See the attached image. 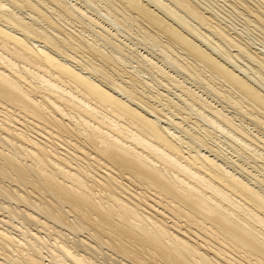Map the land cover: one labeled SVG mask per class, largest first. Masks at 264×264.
<instances>
[{
  "label": "bare ground",
  "instance_id": "1",
  "mask_svg": "<svg viewBox=\"0 0 264 264\" xmlns=\"http://www.w3.org/2000/svg\"><path fill=\"white\" fill-rule=\"evenodd\" d=\"M47 1L0 0V209H8L0 216V264H264V175L260 169L258 173L249 169L253 163L246 166L253 160L264 169L255 150L248 151L251 144L264 150V78H256L252 66L241 64L251 61L258 74L264 71V58L242 45L237 33L234 37L225 27L212 25L208 13L191 0H111L120 6L116 12L122 17L113 11L109 24L124 29L127 18L134 20L128 15L134 13L135 22L158 33L144 29L141 40L161 46L160 60L167 66L145 52L135 57L142 68L165 80L160 81L165 87H177L181 94L174 93L182 101L154 104L137 91L148 82L129 69L130 75L121 74L128 76L129 85L121 83L123 79L119 82L103 65L112 61L110 51L84 36L76 42L64 17L94 22L102 35L106 32L101 36L107 44L103 42L119 58L124 46L114 38L118 36L111 31L114 26L108 28L89 16L86 7L67 0H50L58 13L53 16L42 7ZM23 9L30 11L28 19L21 15ZM252 11L264 25L263 10ZM204 27L213 34L202 31ZM159 34L238 94L239 98L229 95L228 89L225 95L216 84H204L209 96L220 100L222 96L235 114L226 103L219 107L175 78L171 69L193 75V82L195 77L202 81L203 71L189 58V63L182 62L168 44H160ZM83 49L101 62L93 64L90 73L70 53ZM213 76L208 78L214 80ZM191 113L227 131L233 138L226 143L234 153L215 149L209 142L215 131L210 135L205 127L202 133ZM245 117L261 133L245 125ZM11 202L24 207L12 208ZM57 226L75 237H65ZM80 232L86 235L79 237Z\"/></svg>",
  "mask_w": 264,
  "mask_h": 264
},
{
  "label": "rangeland",
  "instance_id": "2",
  "mask_svg": "<svg viewBox=\"0 0 264 264\" xmlns=\"http://www.w3.org/2000/svg\"><path fill=\"white\" fill-rule=\"evenodd\" d=\"M47 1V0H46ZM68 2H70V3H73V4H76L77 6H79L81 9H83V7L85 8V9H83L89 16H91L92 18H96V20L97 21H99L100 23H103L105 26H109L108 28H113V26H114V28L113 29H111V31L112 32H114V33H117L118 34V36H116V37H114L115 39H117V41H120L121 43H122V45L124 46V50H123V54L121 55V57H117V54L115 53V52H113V51H111V49L109 48V46L108 45H105V40H103V35H105L106 34V32H104V34L102 35V31H100V29L97 27L96 28V25L94 24V22L93 23H91V22H89L87 19H85V21H84V19H76V20H74L75 18H66V17H64L63 19H64V23H65V26L66 27H68V31L70 32V30H72L70 33H72V35H74V38H76V42H77V40L79 39V41H81V38L83 39V36H84V38H87V39H85V40H88V41H93V43L95 44V46H97L98 45V47L100 48L101 47V49H104V51L106 50V51H110V53L108 52V54H110V59L113 61H110L109 62V64L108 63H106V64H103L104 65V67H105V71H107L108 73H109V71L111 72V73H115L113 76H115V78L117 79V80H121V79H123V80H121V83L123 82V83H125L126 81V83L125 84H128L129 85V82H128V80H129V78H128V76H121V74L122 75H128L129 74V72L130 73H132V75H134L135 74V76L137 75V77H140V79H142L141 81H144V82H148L150 85L149 86H145V85H143V86H141V85H139L137 88V91L138 92H141V93H143L144 94V98L145 99H149L150 101L149 102H151V103H154V104H158V103H160L161 101V103H166V101H168V100H172V101H177V102H179V101H182V99H180V97L178 96V94H181V92L179 93V89L177 88V87H175V86H173V87H171L170 85H166V87L164 86L165 84H161V82L162 83H165L166 81L165 80H163V79H161V78H159V77H156L155 76V73L154 72H149V71H146L144 68H142L141 67V65H139L140 63L137 61V59H136V54H138L137 52H141V53H144V54H147L148 53V55H150L151 57H153L155 60H157L160 64H162L163 66H167L166 64H164V62L163 61H161L160 60V57H161V55H159V54H161L160 52H161V50L159 51V47H161V46H150L149 44H150V41H146V42H142V40H141V35H146V32L148 31V32H152L153 34H158V33H156L154 30H153V28H151L149 25V28H148V26L145 24V23H140V21H138V22H135V20H136V18H135V15H134V13H132V14H130V15H128V17H132L134 20H133V22L129 19V18H127V20H125L126 22H127V24H129V25H127V26H124V29L122 28V29H120L119 28V30L115 27V25H113V23H112V25L111 24H109L110 23V21L112 20H114L113 19V15L115 14V15H118V16H121L120 15V13H117V12H119V8H120V6L116 3V2H113V1H111V0H108V2H106L107 0H67ZM88 1V2H87ZM193 3L194 2H196L195 3V5L197 4V6H198V8H200V10L202 9V11L204 12V14L207 16V13H208V17L210 18V19H212V20H209V21H211V24L212 25H215L214 23H216V25L218 24V26L219 25H221V27H225L224 28V31H226L227 29L229 30V34L231 35V36H234V37H236V39L239 41V42H241V44L242 45H244V46H247L248 47V49H249V51H253V53H257V55L259 56V58L261 57L262 59L264 58V51H263V49H264V27L262 28V26H264L262 23H261V21H259L258 20V18H256L255 17V15H253L254 13H253V11L252 10H254V11H256L257 10V12L258 11H262V13H264V0H249V1H251V2H249L248 0H246L247 2H249V3H251V4H247L246 3V5H248L249 6V8H248V6H246V5H239L240 4V2H238V0H234V2H233V0H191ZM253 1V2H252ZM75 2V3H74ZM97 2V3H96ZM197 2H200L201 4H202V7L200 6L201 4L200 3H197ZM235 2H237V3H235ZM263 2V3H262ZM89 3V5H87ZM91 3V4H90ZM111 3V4H110ZM233 3V4H232ZM47 4V5H46ZM93 4V5H92ZM110 4V5H109ZM113 4H115V5H113ZM198 4H200V5H198ZM205 4V5H204ZM43 5V4H42ZM45 5L47 6V7H45ZM45 5H43L42 7L43 8H47V11H49V12H51L52 14H53V16L55 15L56 17H58V15H56V14H54V13H57V10H55V9H57L56 8V6L54 5V4H52V2L50 1V0H48L46 3H45ZM49 5V6H48ZM50 5H52L51 7H50ZM115 6V8L113 7V6ZM208 5L212 8H210V7H208ZM235 7H234V6ZM238 5V6H237ZM98 6V7H97ZM119 6V7H118ZM200 6V7H199ZM241 6H244V7H241ZM250 6H252V7H250ZM256 6V7H255ZM263 6V7H262ZM50 7V8H49ZM118 7V8H117ZM203 7H205V8H203ZM240 7V8H239ZM54 8V9H53ZM98 8V9H97ZM211 9L210 11H212V12H209V10L208 9ZM216 10H214V9ZM245 8V9H244ZM258 8H259V10H258ZM49 9V10H48ZM50 9L51 10H54L53 12L52 11H50ZM115 9V10H114ZM204 9H207L208 11H205ZM97 10V11H96ZM106 10V11H105ZM249 10V11H248ZM251 10V11H250ZM28 11V14L26 13V12ZM116 12V13H114V12ZM260 11V12H261ZM22 13H21V15H23V13H24V17L26 18V19H28L27 17H29V13H30V11L29 10H27V9H23L22 11H21ZM94 12V13H93ZM103 12V13H102ZM248 12V13H247ZM251 14H250V13ZM259 12V13H260ZM114 13V14H113ZM210 13V14H209ZM215 13H216V15H215ZM219 13V14H218ZM261 13V14H262ZM58 14V13H57ZM113 14V15H112ZM99 15V16H98ZM211 15V16H210ZM213 15V16H212ZM264 15V14H263ZM217 18L216 20H215V17ZM246 16V17H245ZM107 17L109 18V19H111V20H107ZM122 17V16H121ZM213 17V18H212ZM220 20H219V19ZM62 19V20H63ZM69 19H70V21H69ZM257 19V20H256ZM68 21V23L69 24H71V25H69L68 23H66L67 21ZM106 20V21H105ZM116 20V19H115ZM213 20H215L214 22H213ZM73 21V22H72ZM86 21H88V22H86ZM108 21V22H107ZM131 21V23H129ZM259 21V22H258ZM63 22V21H62ZM73 23V25H72V23ZM75 22H76V25H75ZM78 22V23H77ZM80 22V23H79ZM84 22H86L87 23V25H86V23H84ZM134 22L136 23V24H134ZM81 23H83V25L81 24ZM90 23V24H89ZM193 23H195V22H193ZM221 23V24H220ZM134 24V25H133ZM142 24V25H141ZM195 24H197V23H195ZM261 24H262V26H261ZM40 26H45L43 23H41V24H39ZM39 25H37V26H39ZM82 25V26H81ZM88 25L90 26V27H88ZM93 25H95V26H93ZM135 25H137L136 27H135ZM139 25V26H138ZM146 27H145V26ZM228 25V26H227ZM74 26H76L75 28H74ZM87 26V27H86ZM92 26H93V28H92ZM112 26V27H111ZM142 26H144V28L142 27ZM79 27H81V28H79ZM97 29V32L95 31L96 29ZM130 29V31H129V29ZM141 27H142V29H141ZM203 27V26H202ZM230 27H232V28H230ZM259 27H261V28H259ZM69 28H70V30H69ZM86 28V29H85ZM88 28H90V29H88ZM125 28H127V29H125ZM139 28V29H138ZM205 28V27H204ZM203 28V30H202V28H201V30L202 31H206V33L208 32V33H211V31L209 32L206 28L204 29ZM78 29V30H77ZM80 29V30H79ZM115 29V30H114ZM138 29V30H137ZM144 29H147V31L146 30H144ZM150 29V30H149ZM230 29H231V32H230ZM260 29H262V30H260ZM74 30V31H73ZM86 30H88V31H86ZM90 30V31H89ZM93 30V31H92ZM143 30H144V32H143ZM79 31H82V32H79ZM85 31V32H84ZM91 31H92V33H91ZM100 31V32H99ZM140 31V32H139ZM146 31V32H145ZM232 31H233V33H232ZM73 32H78V34H79V36H78V34L77 33H73ZM87 32V33H86ZM90 32V33H89ZM94 32V33H93ZM96 32V33H95ZM127 32V33H126ZM131 32V33H130ZM155 32V33H154ZM228 32V31H227ZM239 32V33H238ZM81 33H82V35H81ZM84 33H85V35H87V36H85L84 35ZM123 33V34H122ZM151 33V34H152ZM205 33V32H204ZM235 33H237V34H235ZM95 34H98V36L97 35H95ZM141 34V35H140ZM148 34V33H147ZM213 33H211V35H212ZM236 36H235V35ZM238 34H240V35H238ZM62 35V34H61ZM92 35H95L96 37H97V40H94V39H96V37L95 36H92ZM102 35V36H101ZM124 35V36H123ZM130 35V36H129ZM88 36H90V38L88 37ZM92 36V37H91ZM136 36H139V37H136ZM239 36H242L243 38H241V37H239ZM78 37V38H77ZM101 38V41H100V38ZM118 37V38H117ZM121 37H122V39H121ZM134 37V38H133ZM161 37V38H160ZM164 38V40H162ZM239 38V39H238ZM247 38V40L246 41H249L252 45H250V43L249 42H247V43H249V45L246 43V41H245V39ZM135 39V40H134ZM159 39V40H158ZM240 39H241V41H240ZM243 39H244V41H243ZM137 40H139V41H141V43L143 44H145L146 46H148L149 45V47H146L144 44L141 46V43H138L139 41H137ZM157 40L158 41H160L159 43L160 44H163V45H166L167 46V44H168V47H167V49H169L170 50V52L171 53H174V55H176L175 53L177 52L178 54H183L182 56L184 57H182L181 55H178L177 54V56H180V60L183 62V60H184V62L186 63V61L188 62V60H190L189 62H190V64H194V65H198L199 63H197V62H193L192 60L193 59H190V57H186V55H185V53H184V51H182L183 49H181L180 47H177V45H174V44H172V43H169V41L167 40V39H165V37L164 36H161V34H159L158 36H157ZM99 41V42H98ZM105 43H104V42ZM123 41H125V44H124V42ZM131 41V42H130ZM166 41H168V42H166ZM243 41V42H242ZM96 42H97V45H96ZM129 44H127V43ZM133 42H135V45H136V49H135V45H134V43ZM166 42V43H165ZM103 43V44H102ZM244 43V44H243ZM263 43V44H262ZM101 44V45H100ZM107 44V43H106ZM148 44V45H147ZM171 44V45H170ZM104 45V46H103ZM103 46V47H102ZM130 46V47H129ZM126 47V48H125ZM129 47V48H128ZM146 47V50L144 49ZM171 47V48H170ZM132 48V49H131ZM143 48V49H142ZM172 48H174V49H172ZM177 48V49H176ZM252 48H253V50H252ZM110 49V50H109ZM129 49V50H128ZM131 49V50H130ZM151 49H153V50H151ZM161 49V48H160ZM172 49V50H171ZM180 49V50H179ZM261 49H262V51H261ZM136 50V51H135ZM138 50H140V51H138ZM149 52H148V51ZM155 50V51H154ZM168 50V51H169ZM175 50H176V52H175ZM178 50V51H177ZM71 51H73V52H75L76 54H74V53H72V52H70L71 54H73V56H75V58H77V62H81L80 64L82 65V68L83 67H85L84 69H85V71H88L89 73H90V67H92V65L93 64H99V63H101L100 62V59H98V57H96L95 56V58H94V54H91L90 52H87L86 50H85V52H84V49H83V51L81 50V51H74V50H71ZM129 51H131V52H129ZM143 51V52H142ZM147 51V52H146ZM151 51L153 52V53H151ZM173 51V52H172ZM256 51H258V52H256ZM125 52V53H124ZM134 54H133V53ZM154 52H155V54H154ZM180 52V53H179ZM183 52V53H182ZM261 52V53H260ZM86 53V54H85ZM111 53H113V54H115V55H113V54H111ZM127 53L129 54V55H127ZM132 53V54H131ZM150 53V54H149ZM158 53V54H157ZM259 53V54H258ZM85 55V56H83V55ZM82 55V57H84V58H81L80 56ZM87 55H90V59L88 60V57L89 56H87ZM113 55V56H112ZM131 55H133V56H131ZM153 55V56H152ZM260 55H262V56H260ZM87 56V57H86ZM119 56V55H118ZM157 56V59L155 58ZM114 57V58H113ZM182 57V58H181ZM80 58V59H79ZM87 58V59H86ZM98 60H97V59ZM116 58V59H115ZM186 58L188 59V60H186ZM82 59H86V60H88V61H90V64H89V67H88V64H87V62L88 61H86V60H82ZM92 59H93V61H92ZM121 61H120V60ZM125 59V60H124ZM134 59H136V60H134ZM183 59V60H182ZM115 60H117V62L115 61ZM94 61H95V63H94ZM98 61V62H97ZM124 63H123V62ZM125 61H127L126 63H125ZM191 61H192V63H191ZM241 61V60H240ZM116 62V63H115ZM119 62V63H118ZM130 64H129V63ZM137 62V63H136ZM188 62V63H189ZM246 62V61H245ZM244 61H242L241 62V64L245 67L246 66V68H249V69H251L249 66H252V68H253V70L251 71V73L256 77V78H258V76L259 77H261V78H264V71L263 70H258V74H257V72H255L254 71V69L256 68L257 69V67L252 63L251 64V61L250 62H246L245 63ZM263 62H264V60H263ZM77 64L78 66H80V64ZM113 63H115L116 64V67H118V66H121V68L120 67H118L120 70H122V71H120L119 69H117L116 67H114V65H113ZM122 63H123V65H122ZM136 63V64H135ZM187 63V64H188ZM244 63L246 64V65H244ZM86 66H85V65ZM124 64H126V65H124ZM138 64V65H137ZM251 64V65H250ZM107 65V66H106ZM108 65H111V66H108ZM118 65V66H117ZM133 67H131V66ZM201 65H198L197 67L198 68H200V70L201 71H203V72H201L202 73V81H200V79H198V78H196L195 77V80H194V82L192 81L193 79H194V77H193V75H191V74H189V73H185L184 74V72H181V74L179 75V72L178 71H175V70H170L171 71V73L175 76V78L177 79L178 78V80H182L183 82H184V84L186 85V86H188V87H191L193 90L195 89V91L197 90V92L198 93H200V94H202V95H204L205 97H208V99L210 100L211 99V101L213 102V103H215L217 106H219V107H221L222 105L223 106H225V103H226V100H223V102H222V99H223V97L222 96H219V97H221V100H220V98H216L215 99V97L213 98L211 95L209 96V94H208V91L205 89V87H204V84L205 83H209V85H211V86H214L215 87V84H216V88L217 89H220V91H224V93H225V95H226V93L229 91V92H231V94L229 93V95H233L234 94V96L236 97H238L239 98V96H238V94L237 93H233V91H230V89H229V87L228 86H226L227 84H225V82H223L222 83V81H221V79H218V77H215V76H213L212 74H210L209 72H204V71H206L204 68H202V66L200 67ZM248 66V67H247ZM81 67V66H80ZM107 67H109L108 69H107ZM135 67H136V69H135ZM141 69H140V68ZM255 67V68H254ZM114 68V69H113ZM167 68V67H166ZM115 69H117V71L119 70V72H117ZM131 70V71H129V70ZM133 69H134V71H133ZM144 69V70H143ZM167 69H170V67H168ZM255 69V70H256ZM112 70H113V72H112ZM141 70V71H140ZM115 71V72H114ZM129 71V72H128ZM121 72H127V73H121ZM138 72V73H137ZM142 72V73H141ZM148 72V73H147ZM261 72V73H260ZM116 73H118V74H116ZM140 73V74H139ZM147 73V74H146ZM150 73V74H149ZM153 73V74H152ZM207 73H209L210 74V76H209V74H207ZM142 74H144V75H142ZM176 74V75H175ZM206 74V75H205ZM117 75H118V78H117ZM130 75V74H129ZM140 75V76H139ZM182 75V76H181ZM188 75V76H187ZM205 75V76H204ZM147 76V77H146ZM186 76V77H185ZM190 76V77H189ZM193 78H192V77ZM211 76H213L212 78L214 79V80H212V79H210L211 78ZM122 77H125V78H122ZM185 78V80L184 79H182V78ZM200 77H201V74H200ZM204 77V78H203ZM208 77H210V78H208V80H206ZM144 78H145V80H144ZM149 78V79H148ZM192 78V79H191ZM215 78L217 79V80H215ZM152 79V80H151ZM156 79H159V80H156ZM196 79H197V81H196ZM203 79H204V81H203ZM120 80H119V82H120ZM190 80V81H189ZM199 80V81H198ZM212 80V81H211ZM219 80V81H218ZM156 81V82H155ZM158 81V82H157ZM161 81V82H160ZM164 81V82H163ZM189 81V82H188ZM195 81H196V83H195ZM205 81H207V82H205ZM160 82V83H159ZM198 82H199V84L202 82V84L203 85H199L198 84ZM214 82V83H213ZM216 82V83H215ZM218 82H220V83H222V84H220V83H218ZM155 83H158V84H155ZM194 83V84H193ZM154 84H155V86H154ZM192 84V85H191ZM219 84V85H218ZM158 85V86H157ZM194 85H197V87H195ZM206 85V84H205ZM219 87H218V86ZM221 85V86H220ZM160 86V87H159ZM169 86H170V90H169ZM201 86V87H200ZM203 86V87H202ZM144 89H142V88ZM156 87V88H155ZM168 87V88H167ZM195 87V88H194ZM221 87V88H220ZM225 88V90L224 89H222V88ZM142 89V90H140L139 91V89ZM146 88V89H145ZM164 88H165V90H164ZM197 88V89H196ZM161 89V90H160ZM168 91H167V90ZM178 89V90H177ZM200 89H202V90H200ZM205 91H204V90ZM229 89V90H228ZM147 90H148V92H147ZM173 90V91H172ZM178 93V94H175L174 92L175 91ZM226 90H228V91H226ZM149 91H150V93H149ZM151 91L153 92V94L151 93ZM158 91V92H157ZM201 91V92H200ZM156 92V93H155ZM160 92V93H159ZM167 92H169V93H167ZM155 93V94H154ZM164 93V94H163ZM228 93H227V95H228ZM162 94V95H161ZM236 94V95H235ZM165 95H167V96H165ZM150 96V97H149ZM152 96V97H151ZM154 96V97H153ZM156 96H159V97H156ZM172 96H174V97H171ZM233 96V98H235ZM147 97V98H146ZM157 99H156V98ZM160 97H161V99H160ZM167 97V98H166ZM177 99H176V98ZM236 97V98H237ZM150 98H152V99H150ZM158 98H159V100H158ZM163 99V100H162ZM178 99H180V100H178ZM219 99V100H218ZM154 101V102H153ZM156 101V102H155ZM157 101H159L158 103H157ZM164 101V102H163ZM243 101V104H245L246 105V101H244V100H242ZM222 102V103H221ZM224 103V104H223ZM222 104V105H221ZM227 104V103H226ZM228 106H225V108H229L230 109V112H231V114L232 113H234L235 114V112L232 110L233 108L231 107V106H229L230 104L228 103L227 104ZM248 105V104H247ZM246 105V106H247ZM245 107V106H244ZM170 110H172V108L170 109ZM228 110V109H227ZM232 110V111H231ZM251 109L250 108H248L247 109V111H250ZM250 112H252V110L250 111ZM183 115H186L185 113H182ZM192 114H193V117H192ZM189 115V114H188ZM176 116H178V115H175L174 116V119L175 120H180L179 118H177ZM180 116V115H179ZM190 119L192 118H194L193 119V121L194 122H197V124H199V125H197V127H198V130H201L202 131V133L204 132V133H206V129H207V131L210 133V135L211 134H213L214 133V131H215V133L213 134V136H214V139L213 138H211V136H210V138H209V142L210 143H213V144H211V145H213V147L216 149V148H219L218 150H222L223 152L225 151L227 154H229V156L230 155H232L234 152H232L231 153V151H233L231 148H229L230 146L226 143V141H228V142H230L231 141V139L233 138L231 135H229V133L227 132V131H225V132H227L226 133V136H225V132H224V130L222 131L221 129H218V128H215V127H213L212 125H209L208 124V122H203V120L200 118V117H198V115H195L194 113H191L190 114ZM236 116V119L239 117L238 116V114H236L235 115ZM196 118V119H195ZM191 119V120H192ZM200 119L202 120L201 122H200ZM244 119H246V121L244 120ZM243 119V121H245L244 123H246L245 125H248V127H250L253 131L256 129V130H258V128L255 126V128H254V124L252 123V120H250L249 118H244ZM248 119H249V123H248ZM197 120V121H196ZM238 120V119H237ZM203 122V123H202ZM251 122V123H250ZM181 123L183 124V125H188L189 123L188 122H186V121H181ZM187 123V124H186ZM192 124V122H190V125ZM201 124H203V125H201ZM250 125V126H249ZM202 126V127H201ZM199 127H201V128H199ZM205 127H207L206 129H205ZM209 127H211V128H209ZM214 128V129H213ZM175 130L177 129V128H174ZM216 129V130H215ZM179 129H177L175 132L178 134V132H179V134H182V132L179 130ZM221 132H223V134H221L220 133V131ZM255 130V131H256ZM181 132V133H180ZM258 132H260L261 133V131L260 130H258ZM216 134V135H215ZM218 134V135H217ZM221 134V135H220ZM262 135H264V133H261ZM228 135V136H227ZM218 136V137H217ZM225 136V137H224ZM221 137V139H218V138H220ZM224 137V139H226V140H224V139H222ZM213 139V140H212ZM217 139V140H216ZM219 140V141H218ZM209 143V144H210ZM218 144H219V146H218ZM227 144V145H226ZM221 145V146H220ZM226 145V146H225ZM251 146V148H246L248 151H252L251 153H254V150H255V153H254V156H257V157H255V158H257V163L260 165V163L262 164V165H264V157H262L263 156V153H264V150L263 149H261L259 146H258V148L256 149V147H257V145L255 144V145H253V144H251L250 145ZM255 146V147H254ZM221 147V148H220ZM253 147V148H252ZM224 149V150H223ZM229 151H228V150ZM253 149V150H252ZM228 151V152H227ZM257 151V152H256ZM223 152H221V154L223 153ZM262 152V153H261ZM262 154V155H258V154ZM224 155V154H223ZM225 156V155H224ZM235 156V155H234ZM261 161H263V162H261ZM256 162V161H255ZM248 163V162H247ZM253 163V164H252ZM250 164H252V165H250ZM256 164V163H255ZM254 164V162H253V160H250L249 161V163H248V165L246 164V166H249L250 165V167H249V169H251L252 168V171L253 172H255L256 173V170H257V173H258V170L261 172H259L260 174H263L264 175V169H261L263 166H260V167H258V165H255ZM255 166V167H251V166ZM256 168V169H255ZM5 182H6V184H8V181H6V180H4ZM5 182H4V184H5ZM13 186V185H12ZM17 204V202H11V207L12 208H14V207H16V206H20V208H22V207H24L23 206V203L21 204V202H18V204ZM14 206V207H13ZM2 210V211H1ZM5 210H8V209H0V216L2 217V215L4 214V215H7L6 213V211ZM2 212V213H1ZM3 215V216H4ZM5 219H7V217H5ZM13 223H17V221L16 220H14L13 221ZM60 227V228H59ZM57 229H62V230H60L61 231V234L63 233V235H66L65 237H75V234H73V233H71V231H69L68 229H66V228H64L63 226L61 227V226H57ZM64 229V230H63ZM68 230V231H67ZM65 231V232H64ZM64 233H66V234H64ZM68 233V234H67ZM81 233V234H80ZM79 233V237H83V236H85L86 235V233L85 232H80ZM68 235V236H67ZM69 237V238H70ZM103 248V250L104 251H108L107 249H106V246H103L102 247ZM108 253V252H107ZM99 256V255H98Z\"/></svg>",
  "mask_w": 264,
  "mask_h": 264
}]
</instances>
